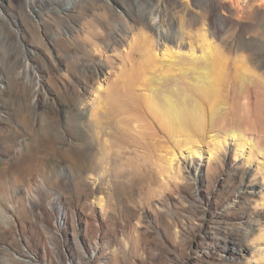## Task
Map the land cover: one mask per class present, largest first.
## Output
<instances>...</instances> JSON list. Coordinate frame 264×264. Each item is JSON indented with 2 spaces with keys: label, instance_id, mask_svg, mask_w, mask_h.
Here are the masks:
<instances>
[{
  "label": "rangeland",
  "instance_id": "1",
  "mask_svg": "<svg viewBox=\"0 0 264 264\" xmlns=\"http://www.w3.org/2000/svg\"><path fill=\"white\" fill-rule=\"evenodd\" d=\"M51 1L0 0V264H264V19L246 20L249 0H214L232 8L233 23L216 38L228 48L231 83L214 108L220 122L194 136L206 160L194 157L193 167L190 146L169 142L155 122L140 127L150 150L117 134L116 122L101 126L100 139L76 123L79 65L121 66L128 43H113L125 8L149 23L160 0ZM177 1L167 9L172 30L183 9L211 12L208 0L203 10ZM256 3L264 16V0ZM141 30L127 29L128 38ZM249 91L261 98L255 115ZM232 131L250 140L242 151L225 140ZM217 134L227 145L210 143Z\"/></svg>",
  "mask_w": 264,
  "mask_h": 264
},
{
  "label": "bare ground",
  "instance_id": "2",
  "mask_svg": "<svg viewBox=\"0 0 264 264\" xmlns=\"http://www.w3.org/2000/svg\"><path fill=\"white\" fill-rule=\"evenodd\" d=\"M23 1L27 6L32 2V0ZM193 1L197 8L204 9L202 0ZM159 2H161L162 8L161 11L159 9L160 14L152 16L149 23H145L142 18L134 15L130 8H125L126 27L120 31L117 38L115 37L113 43L117 45V48L114 49H119L118 45L123 47L125 43H128L127 51H125L126 48L123 49L127 61L123 62L121 66L115 70L114 67H109V71H107L105 63L99 60L98 64L94 66L83 61L79 65L80 69L77 67L80 74L76 76L79 89L75 95V102L76 106H80L81 111L79 112L82 115L76 120V123L87 121V126L100 139L102 136L101 126L116 122L117 134L136 136L144 141L145 148L150 150L151 147L140 127H150L152 126L150 122H155L167 136L169 142L175 139L178 144L182 145L181 139H183L185 144L190 146L191 155L187 157V163L193 167L194 157L206 160L204 151L202 152L201 146H199L201 144L194 140V136L199 134L206 124L214 127L220 122L215 116L214 108L224 97L225 89L231 83L228 78L232 74L228 64V52H226L228 48L225 49L216 38L219 36L220 39V36L225 32L226 25L233 23L232 8L226 6L227 8L222 9V4L208 0L211 12H206L204 15H197L183 9L182 12L180 11L182 14L176 22V28L172 30L175 19L170 17L167 9L169 6L175 7V9L180 8L179 3L177 0H160ZM255 3L256 0H249L243 8V14L248 22H252L251 24L256 23L257 19H264L260 12V4L257 6ZM128 7L130 6L128 5ZM218 8L224 11L220 13L221 10L218 11ZM70 11L72 10L69 7L65 9L66 18ZM167 17L169 18L166 21ZM1 18L6 19L2 11L0 12ZM140 23H143V29L148 32L141 30L139 38L133 34L130 40L127 29L131 30ZM231 43L232 40L228 42V45ZM134 51L137 53L139 61L132 60ZM238 57L242 61L243 71L250 72V67L244 61V56L241 54ZM6 84V78L0 74V89ZM90 96L94 98L91 99ZM253 97L256 99L255 103L260 104L259 95L255 93L250 97L249 91L245 96L247 101L245 106L249 113L255 112V115L256 109L253 111V107L256 104L255 106L252 104ZM239 104L240 100L236 99L230 104V107L234 111L240 107ZM207 110L210 113L209 117ZM230 116L235 119L233 115ZM227 120L226 118L221 121ZM217 135L213 136L214 139L210 140V143L214 144L213 142H215V145L220 148L223 147L222 143L227 145L225 140L232 139L240 141L242 146L239 150L242 151L250 141L233 131L228 134L229 137H225L224 141H221ZM254 144H251L252 148H254ZM202 153L203 155H201ZM14 154L16 156L17 153ZM215 154L216 152L210 151L211 159L208 160V163L211 164ZM100 162L104 163V158H101ZM250 193L256 196L263 192L254 190ZM262 195L264 197V194Z\"/></svg>",
  "mask_w": 264,
  "mask_h": 264
}]
</instances>
